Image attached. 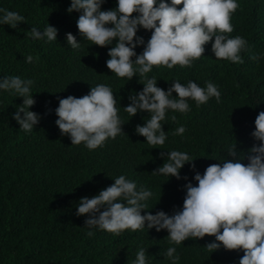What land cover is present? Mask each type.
<instances>
[{"label": "trees", "instance_id": "trees-1", "mask_svg": "<svg viewBox=\"0 0 264 264\" xmlns=\"http://www.w3.org/2000/svg\"><path fill=\"white\" fill-rule=\"evenodd\" d=\"M52 2L0 0V8L24 17L15 28L0 25V77L31 79L30 95L35 102L29 110L40 114L33 130L24 132L12 119L23 98L0 90V264H132L140 247L145 248L148 264H172L164 256L166 248L172 246L164 229H125L114 234L93 227L88 235L84 225L87 214H76L79 198L97 194L113 182L112 178L124 174L152 192L145 201L149 208L142 209V215L158 210L170 215L182 205L186 181L153 173L163 163L158 153L177 149L194 158L178 170L193 185L195 172L202 174L206 166L222 163L223 158L234 159L227 156L232 144L238 155L242 154L241 163H247L248 149L260 143L250 135L253 121L264 111V55L254 59L264 54V0H238L239 7L232 13L233 31L227 35H240L247 42L240 53L241 63L215 58L210 40L191 68L153 66L146 74L156 76L161 89L169 87L172 79L181 83L193 80L201 87L211 81L221 93L220 102L210 97L197 106L188 99V112L167 111L161 122L166 140L157 146L147 144L134 131L148 118L147 113L138 111L129 117L123 110L129 103V92L142 89L144 81L138 74L125 80L107 69L111 44L97 46L75 36L80 47L71 49L59 33L53 41L31 37V27L43 30L47 24L65 22L62 5L51 7ZM150 32L138 26L136 35L146 42ZM142 48L143 44L134 50L138 54ZM29 54L34 61L26 63L24 56ZM97 83L108 84L117 98L123 133L89 150L83 143L71 145L68 135H61L54 123V109L60 98L80 97ZM180 124L185 132L174 134ZM212 240L213 236L205 234L175 245L179 255L175 264H238L242 250L205 246Z\"/></svg>", "mask_w": 264, "mask_h": 264}, {"label": "clouds", "instance_id": "clouds-1", "mask_svg": "<svg viewBox=\"0 0 264 264\" xmlns=\"http://www.w3.org/2000/svg\"><path fill=\"white\" fill-rule=\"evenodd\" d=\"M52 1L51 7L62 5L65 22L47 24L43 30L31 27V37L53 41L59 33L71 49L80 47L75 36L97 46L111 44L105 61L107 69L125 80L134 74L143 78L142 89L129 92V103L123 110L129 117L138 111L147 113L148 118L137 124L134 131L153 146L165 143L167 133L162 130L161 122L167 111L188 112V99L197 106L210 97L220 102L221 93L211 81H205L201 87L193 80L181 83L172 79L169 87L161 89L157 86L156 76L146 75L152 67L179 65L191 68L210 40L215 58L241 63L240 53L247 46L240 35H227L233 31L230 21L232 13L239 7L238 0ZM177 5L181 7L177 8ZM132 13L135 15H130ZM20 21H24V17L18 12L0 8V25L15 28ZM138 26L151 30L146 42L136 35ZM141 44L142 51L137 54L134 49ZM260 55L264 54H258L254 59L259 60ZM95 59L102 66L97 55ZM24 61L33 62L34 57L26 55ZM32 83L31 79L18 75L0 77V90L11 91L23 98L19 104L22 106L16 107L12 119L26 133L32 131L40 119L39 113L29 110L35 102L30 95ZM116 105L117 98H114L111 87L97 83L80 97L68 95L60 98L54 109L57 117L54 123L61 135H68L71 145L83 143L92 150L103 146L106 139L123 133L121 125L124 122ZM171 118L175 119L174 116ZM253 123L255 127L250 135L260 143L248 149L247 163H241L242 154L238 155L232 144L227 149V156L234 159L223 158L222 163L206 166L202 174L195 172L192 176L195 185L187 176L181 177L178 171L185 162L194 159L186 151L172 149L166 154L158 153L163 157V163L152 172L186 181L182 205L170 215L163 210L154 214L145 211L142 215L141 210L149 208L145 201L152 192L147 187L137 186L135 180L124 174L112 178L113 182L97 194L80 197L76 214H87L84 220L89 229L87 234L92 235L93 227L114 234L125 229H164L172 245L166 248L164 256L172 264L179 259L175 245L186 238H201L208 234L214 237L205 245L208 248L239 249L243 255L238 264H264V111L258 112ZM184 132L183 124L174 130L177 135ZM189 167L193 165L189 163ZM132 264H148L144 247L138 248Z\"/></svg>", "mask_w": 264, "mask_h": 264}]
</instances>
